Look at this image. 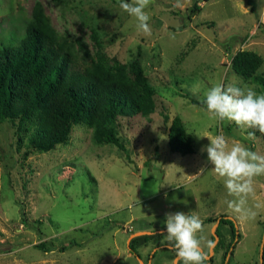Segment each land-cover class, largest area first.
<instances>
[{"label":"rangeland","instance_id":"rangeland-1","mask_svg":"<svg viewBox=\"0 0 264 264\" xmlns=\"http://www.w3.org/2000/svg\"><path fill=\"white\" fill-rule=\"evenodd\" d=\"M35 1L0 0V48L23 39ZM38 1L56 33L73 42L79 59L83 49L92 57L102 53L111 67L128 74L129 64L138 61L154 89V110L118 117L120 148L97 142L92 128L77 124L65 144L24 155L10 124L0 123V264H140L139 259L170 264L175 254L163 235L135 252L128 238L138 228L160 233L166 214L177 211L199 216L206 254L216 222L208 218L235 219L239 237L228 259L223 255L232 236L230 226L221 223L224 245L214 248L205 264H259L264 176L256 178L248 199L255 219L242 221L227 208L225 200L232 197L202 149L209 143L204 137L219 134L264 155V134L212 119L205 105L189 97L202 102L217 84H247L264 93L263 83L245 80L231 68L237 50H252L263 59L256 73L264 77V0H197L201 11L194 15L189 10L194 0H151L146 9L151 35L137 31L121 0ZM175 116L192 136L194 153L169 150L167 133ZM249 133L255 139H248ZM40 242L46 247H36ZM49 248L54 249L45 251Z\"/></svg>","mask_w":264,"mask_h":264},{"label":"trees","instance_id":"trees-1","mask_svg":"<svg viewBox=\"0 0 264 264\" xmlns=\"http://www.w3.org/2000/svg\"><path fill=\"white\" fill-rule=\"evenodd\" d=\"M189 10L193 15L201 11L197 0ZM24 32L16 46L0 48V123L10 124L16 148H24V155L65 144L77 124L92 128L97 142L120 148L122 144L115 132L118 117L147 115L154 110V89L138 61L129 64L128 74L123 67H111L102 53L92 57L83 49L79 59L73 42L56 33L38 0L32 6ZM93 37L96 39L95 31ZM95 43L100 47L98 41ZM262 62L255 51L239 49L231 58V68L241 78L264 85V77L256 73ZM189 99L193 104L204 105L193 97ZM167 135L171 152L194 153L192 136L179 116L172 119ZM224 216L220 222L229 224L232 238L223 257L234 237H239L233 221ZM218 227L215 231L221 237ZM159 237L161 233L135 236L129 249L135 252L137 247ZM36 247L46 245L40 242Z\"/></svg>","mask_w":264,"mask_h":264},{"label":"clouds","instance_id":"clouds-1","mask_svg":"<svg viewBox=\"0 0 264 264\" xmlns=\"http://www.w3.org/2000/svg\"><path fill=\"white\" fill-rule=\"evenodd\" d=\"M151 0H121L120 8L137 21V31L151 35L150 15L146 11ZM202 103L207 114L215 120L232 122L238 127L255 128L264 134V93L257 94L247 84L236 86L217 84L206 93ZM209 143L202 151L207 153V161L212 171L223 181L227 196V208L242 221L255 219L256 212L248 207L249 197L254 195L255 180L264 176V155L252 151L240 141L229 139L224 135H208ZM248 139H255L254 133ZM205 169H201L203 172ZM175 200L176 198L173 197ZM187 204V201H180ZM259 207V205H257ZM203 222L196 212L177 211L167 213L161 234L174 252L170 264H205L207 259L203 251ZM212 242H207L211 248Z\"/></svg>","mask_w":264,"mask_h":264},{"label":"water","instance_id":"water-1","mask_svg":"<svg viewBox=\"0 0 264 264\" xmlns=\"http://www.w3.org/2000/svg\"><path fill=\"white\" fill-rule=\"evenodd\" d=\"M224 217L233 221L234 228H235V233L238 234V227H237V223H236L235 219L232 216H230V215H225ZM217 225H218V220L213 224V233H212V237H213L212 245L213 246L208 249V253L206 254L207 255V259H209L211 257V255L214 253V246L217 243L218 238H219L218 234L216 233V231L214 229V228L217 227ZM161 230H163V229H160L158 232H161ZM152 233H153L152 231H147V230H138V231L132 232L129 235V238H128V246H129L130 240L133 237L139 236V235H144V234H152ZM235 239H236V237H235ZM232 248L233 247L231 246L229 251L227 252L226 257H225V261L228 259ZM263 248H264V231H263V234H262L260 247H259V263L260 264H262V262H263ZM139 260H140V264H144L143 260H141V259H139ZM225 261H224L223 264H225Z\"/></svg>","mask_w":264,"mask_h":264},{"label":"flooded vegetation","instance_id":"flooded-vegetation-1","mask_svg":"<svg viewBox=\"0 0 264 264\" xmlns=\"http://www.w3.org/2000/svg\"><path fill=\"white\" fill-rule=\"evenodd\" d=\"M220 219H221V217H218V218H216V221L218 220V225H217V227L222 223V222H220ZM224 224H227V223H224ZM229 225V224H228ZM219 228V227H218ZM219 230H220V228H219ZM218 241H217V243L215 244V246H214V248H216V247H218V246H223L224 245V243H223V240L221 239L220 240V236L218 235ZM212 241H213V237H212Z\"/></svg>","mask_w":264,"mask_h":264}]
</instances>
